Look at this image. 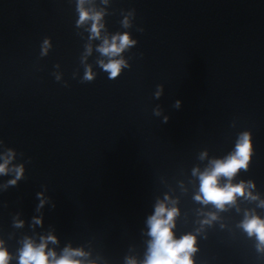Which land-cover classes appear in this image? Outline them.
Here are the masks:
<instances>
[{
  "label": "water",
  "instance_id": "1",
  "mask_svg": "<svg viewBox=\"0 0 264 264\" xmlns=\"http://www.w3.org/2000/svg\"><path fill=\"white\" fill-rule=\"evenodd\" d=\"M85 7L104 10L102 37L127 32L136 41L121 54L128 67L115 80L98 63L108 60L96 50L102 39H89L90 25L76 26L77 0H0V156L12 149L11 166L24 165L17 186L5 188L14 173L0 176L8 250L15 255L25 236L51 233L59 245L50 248L83 247L95 264L142 258L147 217L165 195L179 200L177 236L195 233L206 218L199 213L216 210L193 200L199 182L191 170L207 165L201 152L227 155L244 131L254 157L233 182L253 180V194L264 199V0H88ZM45 38L52 48L42 57ZM88 66L96 78L82 83ZM38 192L56 207L37 212ZM238 207L203 228L195 264H264L238 227L256 205L240 199ZM256 212L264 218V209ZM17 216L23 228L13 227ZM41 216L42 226L34 224Z\"/></svg>",
  "mask_w": 264,
  "mask_h": 264
},
{
  "label": "clouds",
  "instance_id": "2",
  "mask_svg": "<svg viewBox=\"0 0 264 264\" xmlns=\"http://www.w3.org/2000/svg\"><path fill=\"white\" fill-rule=\"evenodd\" d=\"M88 0H77V12L79 19L76 22L77 27H86L85 30L90 33V40L102 39V43L97 47V51L108 60H100L99 66L104 72L108 73L109 79L115 80L120 74L122 68L128 67L127 62L120 58L125 50L136 45L129 33H117L116 35L102 37L104 24L101 23L105 15L104 10L88 9L85 4ZM107 3V0H104ZM124 27H128V18L122 21ZM143 32V29L140 30ZM52 48L50 38H45L41 44L40 55L47 56ZM91 45H86L85 58L91 55ZM59 67V65H56ZM96 76L90 66L86 67L82 83H91ZM56 79L60 77L57 75ZM157 93V98L161 95ZM181 101L177 100L173 107L179 109ZM156 115H160L159 110H155ZM169 117L165 116L163 123H168ZM3 143V141H0ZM15 157V152L8 149L7 153L0 156V176H7L14 173L15 178L7 181L8 186H17L18 181L24 179V165L11 166ZM254 157L253 137L250 131H244L238 134L234 148L221 158H208L206 151L201 152L198 156L200 161L207 160V165L201 169L194 166L191 175L199 182L198 191L193 196V200L198 204L208 207L212 206L216 212L199 213L206 218L199 221L201 227L196 229L195 233L188 232L180 235L176 234L177 219L181 215L180 209L176 206L179 200H173L170 196L165 195L163 200H157L153 213L147 217L145 235L149 237L146 241V248L142 258L134 255H126L124 264H195L194 257L200 251L198 247V236L205 226H211L213 222L219 219L217 212H225L230 208H236L239 212L238 201L240 199L255 203L256 208L264 209V199L257 192L256 184L253 180H241L234 183L235 178L243 172H248ZM47 191V187H45ZM37 199L39 204L36 211L40 212L46 204L51 203V198L46 197L44 192H38ZM52 208L56 207L51 203ZM256 208L246 209L243 212V219L239 222L238 227L247 234L249 239L255 240L256 251L264 255V218L257 214ZM36 225L43 224V217L33 218ZM13 227L23 228L24 222L14 217ZM20 247L17 248L16 254L11 253L5 246L4 240L0 239V264H12L15 259L16 264H95L90 259L91 253L86 252L83 247H72L71 244L63 247L59 253L55 248L49 245H59L58 238L49 233L41 235L38 239L25 236L18 241Z\"/></svg>",
  "mask_w": 264,
  "mask_h": 264
}]
</instances>
